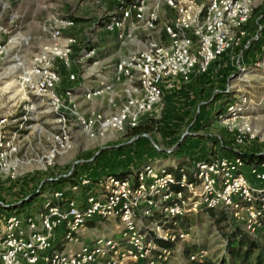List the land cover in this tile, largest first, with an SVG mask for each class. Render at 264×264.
<instances>
[{
  "label": "rangeland",
  "instance_id": "1",
  "mask_svg": "<svg viewBox=\"0 0 264 264\" xmlns=\"http://www.w3.org/2000/svg\"><path fill=\"white\" fill-rule=\"evenodd\" d=\"M157 1L149 0L152 6ZM119 2L0 0V233L8 214H37L45 196L61 189L53 182L74 172L95 181L134 174L146 164L174 167L184 160L193 167L232 149L264 154V0H256L248 46L165 90L155 110L141 116L137 134L127 123L112 124L130 94L138 93L117 64L142 51L151 35L158 37L173 11L161 5L158 30L151 34L137 23L121 39L106 27ZM245 97L241 118L219 117L229 102ZM246 127L251 130L241 132ZM5 204L14 211L3 210ZM204 211L189 222L182 218L190 234L178 243L183 263L190 248L220 260L229 222L242 223L223 208ZM117 224L100 219L85 233L114 234ZM255 236L264 243V228Z\"/></svg>",
  "mask_w": 264,
  "mask_h": 264
},
{
  "label": "built area",
  "instance_id": "2",
  "mask_svg": "<svg viewBox=\"0 0 264 264\" xmlns=\"http://www.w3.org/2000/svg\"><path fill=\"white\" fill-rule=\"evenodd\" d=\"M164 4L173 15L162 21L158 37L151 35L142 51L117 64L118 73L135 83L138 93L130 94L112 119L114 126L138 127L141 116L162 102L165 90L207 72L219 57L250 43L244 41L256 0H158L153 6L149 0H121L106 27L121 39L137 23L152 34L159 28ZM247 105L246 97L232 100L219 117L234 121L244 115ZM237 141L242 142V136ZM177 171L178 176L165 165L146 164L124 177L106 175L93 181L81 176L45 196L37 214H8L0 233V264L202 261L208 255L205 249L190 253L186 263L179 259L178 243L190 235L180 221L208 209L223 208L242 220L252 235L264 228V162L250 164L238 156L218 154ZM100 219L117 221V232L86 236L88 224ZM157 239L173 246H163Z\"/></svg>",
  "mask_w": 264,
  "mask_h": 264
},
{
  "label": "trees",
  "instance_id": "3",
  "mask_svg": "<svg viewBox=\"0 0 264 264\" xmlns=\"http://www.w3.org/2000/svg\"><path fill=\"white\" fill-rule=\"evenodd\" d=\"M248 40L249 38H245L244 42H247ZM241 49H243V47L236 48L234 50L240 51ZM226 54L227 53H225L224 55ZM224 55L219 57L217 60L222 58ZM214 62L212 64H214ZM140 128H141L140 126L134 128L133 129L134 133L137 134ZM227 155L241 157L246 163H250V164H259L261 162H264V154H261V153H245V152L241 153V152H238L232 149V152ZM173 172L177 176L179 175L178 171H173ZM81 176H84V175H80L79 173L74 172L68 177L61 178L57 181H54L53 185L60 186V188L63 189L77 182ZM117 176L124 177V175L122 174L120 175L117 174ZM189 179L190 180L193 179L191 174H189ZM32 200L34 199L33 198L24 199L22 203L19 204V206L24 207L27 204H29ZM255 204L258 207L260 206L259 202H255ZM2 209L8 212L14 211L12 210L14 209L13 206L9 204H5L2 207ZM211 210H215V209H208V210H205L204 212L206 213ZM187 217H188V222H189L190 216H187ZM221 220L222 218H218L217 222L220 223ZM180 223L185 228L188 225L187 222L182 223V219ZM229 225H230V230L224 233V236L226 239V246H225L226 253L220 260L215 261L212 258H210L209 255H206L202 261H196V262H192L188 264H264V243L260 239H257L255 235L248 233L244 229L242 223L232 224L229 222ZM157 242L163 246H168V247L173 246L172 244L165 242L163 240H160V239H157ZM186 252L192 253L193 251L190 248V249H187ZM188 258H189V255H188Z\"/></svg>",
  "mask_w": 264,
  "mask_h": 264
},
{
  "label": "crops",
  "instance_id": "4",
  "mask_svg": "<svg viewBox=\"0 0 264 264\" xmlns=\"http://www.w3.org/2000/svg\"><path fill=\"white\" fill-rule=\"evenodd\" d=\"M222 155V154H221ZM224 155V154H223ZM206 159L209 157H205ZM168 167V166H167ZM180 167H187L189 168L190 165L187 161L181 160L177 165H174V167H168L171 171H177L178 168Z\"/></svg>",
  "mask_w": 264,
  "mask_h": 264
}]
</instances>
